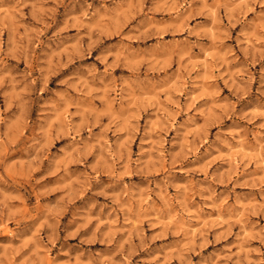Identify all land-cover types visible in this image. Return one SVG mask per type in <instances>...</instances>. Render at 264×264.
I'll use <instances>...</instances> for the list:
<instances>
[{
  "label": "clouds",
  "instance_id": "1",
  "mask_svg": "<svg viewBox=\"0 0 264 264\" xmlns=\"http://www.w3.org/2000/svg\"><path fill=\"white\" fill-rule=\"evenodd\" d=\"M0 264H264V0H0Z\"/></svg>",
  "mask_w": 264,
  "mask_h": 264
},
{
  "label": "rangeland",
  "instance_id": "2",
  "mask_svg": "<svg viewBox=\"0 0 264 264\" xmlns=\"http://www.w3.org/2000/svg\"><path fill=\"white\" fill-rule=\"evenodd\" d=\"M38 198V197H37Z\"/></svg>",
  "mask_w": 264,
  "mask_h": 264
}]
</instances>
